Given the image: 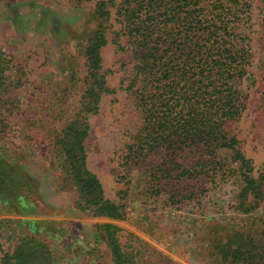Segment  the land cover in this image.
<instances>
[{"label": "rangeland", "instance_id": "374dc122", "mask_svg": "<svg viewBox=\"0 0 264 264\" xmlns=\"http://www.w3.org/2000/svg\"><path fill=\"white\" fill-rule=\"evenodd\" d=\"M97 1L0 0V51L10 84L1 111L0 153L22 166L35 204L26 213L0 206V258L28 236L42 242L37 250L48 251L51 264H114L100 226L110 222L119 227L116 236L134 264H222L211 257L210 244L230 231L261 237L264 203L249 214L238 213L235 175L168 182L156 177L160 160L153 162L152 151L131 153L141 127L135 87L130 88L135 43L123 33L117 13L122 0H109L106 16L97 13ZM218 3L217 13L224 6L236 11L230 17L235 42L248 54L239 84L245 108L226 131L238 140L257 177L264 173V0ZM100 25L106 43L98 73L113 92H102L98 110L86 114V165L104 197L122 205V220L75 208L76 192L55 144L88 87L85 46Z\"/></svg>", "mask_w": 264, "mask_h": 264}, {"label": "trees", "instance_id": "16d2710c", "mask_svg": "<svg viewBox=\"0 0 264 264\" xmlns=\"http://www.w3.org/2000/svg\"><path fill=\"white\" fill-rule=\"evenodd\" d=\"M108 1H97L100 16L108 14ZM220 1L122 0L118 6L123 33L135 43V75L130 88L135 87L132 92L141 127L131 153L144 148L152 151L153 162L160 160L155 165L156 177L168 182L235 175L238 191L233 208L249 214L264 203V173L252 175L251 160L235 136L226 131V125L245 108L246 96L239 84L247 72L248 54L247 48L235 42L238 34L230 17H236V11L224 6L226 12H215ZM101 27L85 46L89 81L80 108L56 135L55 144L63 156L62 170L76 192L75 208L122 220V205L104 197L99 179L86 165V114L98 110L102 92H113L98 73L100 48L106 43ZM7 67L0 51V122L10 85ZM33 192L22 166L0 153V206L30 212L35 206ZM100 226L114 264H134L133 255L122 249L116 236L119 227L110 222ZM263 238L264 233L254 240L241 230L226 232L210 244V255L222 264H264ZM19 241L3 253L0 264H51L49 252L37 250L44 247L41 241L28 236Z\"/></svg>", "mask_w": 264, "mask_h": 264}]
</instances>
